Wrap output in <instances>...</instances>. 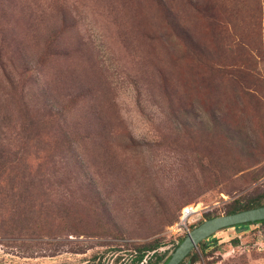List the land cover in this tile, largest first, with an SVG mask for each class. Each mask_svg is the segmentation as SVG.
<instances>
[{
  "label": "rangeland",
  "instance_id": "obj_1",
  "mask_svg": "<svg viewBox=\"0 0 264 264\" xmlns=\"http://www.w3.org/2000/svg\"><path fill=\"white\" fill-rule=\"evenodd\" d=\"M201 1L0 0V221L27 229L0 264L164 260L182 208L264 192V44L219 48ZM213 237L192 264H264V223Z\"/></svg>",
  "mask_w": 264,
  "mask_h": 264
},
{
  "label": "trees",
  "instance_id": "obj_2",
  "mask_svg": "<svg viewBox=\"0 0 264 264\" xmlns=\"http://www.w3.org/2000/svg\"><path fill=\"white\" fill-rule=\"evenodd\" d=\"M193 8L196 13L200 15L205 29L212 31L214 34V41L219 48L232 49V51L244 54L246 51H258L261 45L264 44V0H250L248 3H238L234 1L224 3L223 0H203L200 4H194ZM251 37H255L260 41L257 43L247 39ZM214 59L216 60L214 61V65H216L215 67L218 70L217 74L220 78L231 75V71L237 66L232 61L223 64L219 56H216ZM261 205H264V192L245 200H233L226 206L224 214L229 215ZM215 216L205 215L204 219ZM8 221H10V219L0 221V230L7 234L5 236L10 237L12 232H19L20 230L25 232L27 230L16 220ZM255 223H264V221ZM248 225H250V223L234 227H246ZM220 231H224V229ZM213 238V235L208 237L199 243L198 246H208V243L212 241ZM181 239L182 238L179 237L174 247ZM158 247L159 245L156 241L135 247L130 259V264L164 263L167 258L162 260L161 255H157L155 250ZM147 253H151L150 257ZM117 257L118 255L116 258ZM186 257H188V264H192L195 260L191 259L192 255H187Z\"/></svg>",
  "mask_w": 264,
  "mask_h": 264
},
{
  "label": "water",
  "instance_id": "obj_3",
  "mask_svg": "<svg viewBox=\"0 0 264 264\" xmlns=\"http://www.w3.org/2000/svg\"><path fill=\"white\" fill-rule=\"evenodd\" d=\"M264 221V205L229 215H218L203 220L185 234L169 253L164 264H179L202 241L216 232L246 223ZM162 264V263H161Z\"/></svg>",
  "mask_w": 264,
  "mask_h": 264
},
{
  "label": "built area",
  "instance_id": "obj_4",
  "mask_svg": "<svg viewBox=\"0 0 264 264\" xmlns=\"http://www.w3.org/2000/svg\"><path fill=\"white\" fill-rule=\"evenodd\" d=\"M195 213V209L192 208V206H187L181 209L178 222L176 223L177 231L180 232V235H185L189 232V228L187 226L189 222V218L191 215Z\"/></svg>",
  "mask_w": 264,
  "mask_h": 264
},
{
  "label": "flooded vegetation",
  "instance_id": "obj_5",
  "mask_svg": "<svg viewBox=\"0 0 264 264\" xmlns=\"http://www.w3.org/2000/svg\"><path fill=\"white\" fill-rule=\"evenodd\" d=\"M230 228H233V227H229V228H226V229H230ZM226 229H224V230H226ZM189 254H190V253H189ZM189 254H188V255H189ZM185 258H186V257H185ZM185 258H184V259H185ZM184 259H183V260H184ZM181 262H182V261H181ZM161 263H163V262H161ZM161 263H160V264H161ZM164 263H165V262H164ZM164 263H163V264H164ZM158 264H159V263H158ZM179 264H180V263H179Z\"/></svg>",
  "mask_w": 264,
  "mask_h": 264
}]
</instances>
